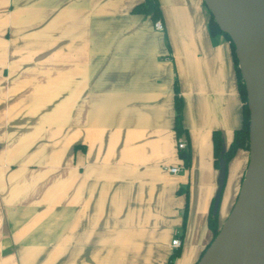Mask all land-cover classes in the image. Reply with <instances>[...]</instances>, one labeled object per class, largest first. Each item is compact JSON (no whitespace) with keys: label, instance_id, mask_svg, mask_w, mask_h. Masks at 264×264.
Here are the masks:
<instances>
[{"label":"crops","instance_id":"1","mask_svg":"<svg viewBox=\"0 0 264 264\" xmlns=\"http://www.w3.org/2000/svg\"><path fill=\"white\" fill-rule=\"evenodd\" d=\"M142 1L0 0V264H169L176 238L174 264H195L211 242L213 135L243 124L230 43L202 0H158L163 31Z\"/></svg>","mask_w":264,"mask_h":264},{"label":"water","instance_id":"2","mask_svg":"<svg viewBox=\"0 0 264 264\" xmlns=\"http://www.w3.org/2000/svg\"><path fill=\"white\" fill-rule=\"evenodd\" d=\"M234 44L250 113L249 161L234 204L195 264H264V0H202ZM223 142L213 214L227 180ZM182 254V252H181Z\"/></svg>","mask_w":264,"mask_h":264},{"label":"trees","instance_id":"3","mask_svg":"<svg viewBox=\"0 0 264 264\" xmlns=\"http://www.w3.org/2000/svg\"><path fill=\"white\" fill-rule=\"evenodd\" d=\"M132 13L138 14V15H146L150 16L152 21L154 23L161 21L163 19L162 10L160 8V4L158 0H143L141 3L136 5L132 9ZM208 28L210 31V34L212 36H223L229 43L232 51V56L235 64V71L238 81V89L241 95V99L243 102V124L240 129H237L234 132L233 139L228 146L226 152L224 153V158L227 162V173H228V165L233 160V158L236 156L237 152L240 149L249 151V141H250V135H249V126H250V113L247 106V93L244 81L242 79L240 70L238 68V60L235 54V47L234 44L231 42L229 36L225 33H223L220 28L218 27L217 23L215 22L212 15L209 13V22H208ZM175 126L174 130L176 133V137L179 138L184 133V127L182 124L183 119V101L181 97L179 96V88L176 85L175 86ZM213 145H214V158H215V165L217 168L220 166V156L223 150V140L220 135V133H214L213 135ZM181 157L183 158L185 165L190 166L191 164V155L190 151L186 150L183 151L181 154ZM244 178V175L242 177V180ZM241 180V182H242ZM224 193V192H223ZM222 202V201H221ZM219 214L214 215L213 214V201L211 203L210 207V213L208 216V228L212 232L213 238L216 237V235L219 232ZM211 240V241H212ZM181 255V249H178L170 258L169 264H174V261Z\"/></svg>","mask_w":264,"mask_h":264},{"label":"built area","instance_id":"4","mask_svg":"<svg viewBox=\"0 0 264 264\" xmlns=\"http://www.w3.org/2000/svg\"><path fill=\"white\" fill-rule=\"evenodd\" d=\"M155 28L158 31H163L164 30V25L162 24L161 21H158L155 23ZM178 147L179 149H186L187 148V143L185 141H178ZM166 169L172 173V174H176L178 172H180V170L182 169V167H178V166H174V167H166ZM172 246L176 249H180L182 247V241L179 238H176L172 241Z\"/></svg>","mask_w":264,"mask_h":264}]
</instances>
